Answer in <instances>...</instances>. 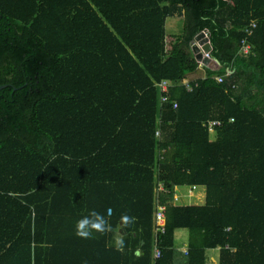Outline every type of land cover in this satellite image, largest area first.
<instances>
[{
  "label": "trees",
  "instance_id": "obj_1",
  "mask_svg": "<svg viewBox=\"0 0 264 264\" xmlns=\"http://www.w3.org/2000/svg\"><path fill=\"white\" fill-rule=\"evenodd\" d=\"M205 31L215 66L189 91ZM189 187L205 205L175 203ZM93 211L121 244L76 235ZM212 250L264 264V0H0V264H209Z\"/></svg>",
  "mask_w": 264,
  "mask_h": 264
},
{
  "label": "crops",
  "instance_id": "obj_2",
  "mask_svg": "<svg viewBox=\"0 0 264 264\" xmlns=\"http://www.w3.org/2000/svg\"><path fill=\"white\" fill-rule=\"evenodd\" d=\"M168 34V33H167ZM170 35V34H169ZM171 35H176V34H171ZM200 67H199V71L195 74H192L188 77V79H186L185 81H187L188 83H192L193 81H196L197 79H200V78H204L205 75L201 76L202 77H199V73L200 72H204L206 68H213L215 66V62H211L210 66H205L203 64H199ZM162 188V186L160 187V189ZM203 189V190H202ZM188 188V190H195L194 191H190L191 194L189 196V203L190 205L188 206H203L205 205L206 203V189L205 188ZM181 190L178 188L176 189V194H178ZM175 203L177 204V200H176V196H175ZM177 205H181V204H177ZM112 215V212L109 211L108 212V216H111ZM112 229V228H111ZM113 230V229H112ZM182 231V230H181ZM109 233L111 234V237H110V240L109 242L112 244V245H119L123 242V239H124V229L122 227H119L118 229L116 230H113V231H109ZM179 231H177L176 233V239H177V235H178ZM177 249L179 252H182L184 254H186L187 250H188V239L184 238L182 241H181V244L180 245H177ZM141 252L138 251L137 252V255H140ZM216 254V253H215ZM216 256V255H215ZM218 264V259L216 257L215 258H212V264Z\"/></svg>",
  "mask_w": 264,
  "mask_h": 264
},
{
  "label": "rangeland",
  "instance_id": "obj_3",
  "mask_svg": "<svg viewBox=\"0 0 264 264\" xmlns=\"http://www.w3.org/2000/svg\"><path fill=\"white\" fill-rule=\"evenodd\" d=\"M166 28H167L168 35L169 34L170 35L171 34L180 35L183 32L184 21H183V19L180 16L175 17V18H169L168 21H167ZM201 74H202V76L205 75V71L204 72L203 71L200 72L199 73V75H200L199 77H202ZM162 189L163 188H161L160 190H162ZM179 189L181 191L178 194H176L177 204L190 205V203H189V196L191 194L190 191H194L195 192V190H190L189 191L188 188H179ZM184 238H186V239L189 238V231L188 230L179 231V233L177 235V239H176V245H180L181 244V241ZM208 256H209V264H211L212 263V258H215L216 259V257H217V259H218V257H219V250L209 251L208 252Z\"/></svg>",
  "mask_w": 264,
  "mask_h": 264
},
{
  "label": "built area",
  "instance_id": "obj_4",
  "mask_svg": "<svg viewBox=\"0 0 264 264\" xmlns=\"http://www.w3.org/2000/svg\"><path fill=\"white\" fill-rule=\"evenodd\" d=\"M252 27L255 28L256 25L253 24ZM250 30L251 29H249L247 31L249 34H251ZM250 50H251V47L249 45H247V43L244 41L243 42V53L249 54ZM204 55H205L206 59H211V56H210L209 53H204ZM218 80L222 81L221 79H218ZM183 84L185 85V87L189 91H192L191 83H188L187 81H184ZM172 86L173 85L170 82H168V81H163L162 83L158 84V87L161 89V92L163 93V97H162V102L163 103L168 102L169 98H168L167 94L169 93V91H170ZM177 108H178V104L175 103L174 104V109H177ZM205 126L209 127L210 130H213L214 128L221 126V122H219V121L209 122ZM157 136H160V132L157 133ZM163 212H164V209H159V211H158V213L156 215V223H157L156 232L157 233H159V232H163L164 233L165 232L166 220H165ZM158 256H160L159 252H157V257Z\"/></svg>",
  "mask_w": 264,
  "mask_h": 264
},
{
  "label": "clouds",
  "instance_id": "obj_5",
  "mask_svg": "<svg viewBox=\"0 0 264 264\" xmlns=\"http://www.w3.org/2000/svg\"><path fill=\"white\" fill-rule=\"evenodd\" d=\"M125 219L129 218L125 217ZM96 231L108 232L111 231V227L102 216L94 211L89 216L83 217L77 222L76 235L78 237L89 239L93 237Z\"/></svg>",
  "mask_w": 264,
  "mask_h": 264
},
{
  "label": "water",
  "instance_id": "obj_6",
  "mask_svg": "<svg viewBox=\"0 0 264 264\" xmlns=\"http://www.w3.org/2000/svg\"><path fill=\"white\" fill-rule=\"evenodd\" d=\"M206 41L208 43L209 48L207 50H204L201 48L200 43ZM192 51L195 55V58L199 64H203L205 66H210L211 62H213L212 58L211 59H206L204 53H209L211 54L212 52V44L210 41V34L208 31H205L201 34H199L193 43L192 46Z\"/></svg>",
  "mask_w": 264,
  "mask_h": 264
},
{
  "label": "bare ground",
  "instance_id": "obj_7",
  "mask_svg": "<svg viewBox=\"0 0 264 264\" xmlns=\"http://www.w3.org/2000/svg\"><path fill=\"white\" fill-rule=\"evenodd\" d=\"M201 48L204 50H207L209 48L208 43L206 41H203L200 43Z\"/></svg>",
  "mask_w": 264,
  "mask_h": 264
}]
</instances>
